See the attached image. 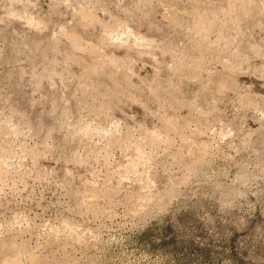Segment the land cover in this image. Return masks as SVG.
I'll return each instance as SVG.
<instances>
[{
	"label": "rangeland",
	"instance_id": "rangeland-1",
	"mask_svg": "<svg viewBox=\"0 0 264 264\" xmlns=\"http://www.w3.org/2000/svg\"><path fill=\"white\" fill-rule=\"evenodd\" d=\"M0 264H264V0H0Z\"/></svg>",
	"mask_w": 264,
	"mask_h": 264
}]
</instances>
